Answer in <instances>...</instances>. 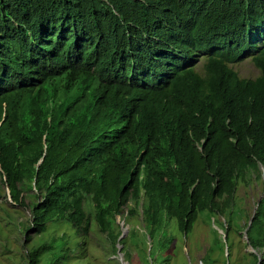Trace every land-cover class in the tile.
I'll list each match as a JSON object with an SVG mask.
<instances>
[{"label":"trees","instance_id":"16d2710c","mask_svg":"<svg viewBox=\"0 0 264 264\" xmlns=\"http://www.w3.org/2000/svg\"><path fill=\"white\" fill-rule=\"evenodd\" d=\"M107 1L0 0L3 70L30 82L1 81L7 90L0 92V182L11 205L30 211L26 223L13 224L23 232L25 264H63L94 230L112 255L122 247L125 261L136 252L140 264H178L174 245L189 239L200 216L226 234L213 229L224 264L232 255L228 232L242 220L245 245L255 250L245 263L258 264L261 254L264 264V194L249 214L238 193L264 184V45L251 57L259 74L242 77L230 65L238 53L207 51L234 6ZM42 13L82 30L88 19L109 18L93 25L89 60L66 59L68 49L58 48L61 57L40 74L34 66L48 56L26 48ZM120 44L135 60L131 77L112 55ZM148 49L161 57L148 62ZM154 77L163 82L150 90ZM118 216L137 223L122 238ZM53 226L72 234L52 236ZM218 260L211 247L202 264Z\"/></svg>","mask_w":264,"mask_h":264},{"label":"clouds","instance_id":"9594fccd","mask_svg":"<svg viewBox=\"0 0 264 264\" xmlns=\"http://www.w3.org/2000/svg\"><path fill=\"white\" fill-rule=\"evenodd\" d=\"M109 4L107 0H101ZM145 1V0H141ZM226 2V6H234L236 10L229 15L224 16L223 25L218 26L219 37L216 38L217 45L214 47H207L209 54H218L221 52H235L242 56V59L238 61L231 62L233 64L238 63L246 58L252 60V55L257 52V48L264 45V0H223ZM62 16V15H61ZM105 18H109L103 15V18L96 19V16L88 19L86 23L88 27H85L83 30L78 28L80 26L74 25L75 27L63 26L60 22H55L53 24L52 15L50 14H39V16L32 22L34 24V35L32 42L28 45V48L33 46L39 47L42 49V55L48 56L46 64L42 65L40 62L34 67L36 73L45 74L48 71L49 67L51 68V58L61 57V52L58 51V48L63 51L68 49L69 55L66 59H76L78 61H84V59L89 60L91 57L90 50L94 47V33L93 25L99 23ZM44 25L42 26V23ZM123 22V21H122ZM62 26V27H61ZM137 28V26L134 25ZM82 28V27H81ZM39 31H46V33H39ZM59 33V34H58ZM151 36V35H150ZM151 42V41H148ZM42 45V46H41ZM112 47V55L117 57V68L118 70L121 67L126 69L123 72L128 74V77H131L133 74V68L135 60L133 58L132 52L129 51V47L125 49H119L118 47ZM63 46V47H62ZM109 47V46H107ZM46 49V50H45ZM53 52H56L54 55H50ZM5 54V55H4ZM0 54V92L7 90L5 83L10 81V88H17L20 86H30L28 76L24 74H11L3 70L5 61L8 57L7 53ZM161 57L159 54H155L154 51L148 49V54L146 55V60ZM198 57L200 60L206 57V54H202V49L198 51ZM197 62V64L200 62ZM157 64L165 65V61H157ZM121 66V67H120ZM234 67V66H233ZM3 70V71H1ZM20 77V80L18 79ZM2 81V82H1ZM20 83H29L21 84ZM163 82V79H157L154 77V81L150 83L148 89L154 90L159 88L160 84Z\"/></svg>","mask_w":264,"mask_h":264},{"label":"rangeland","instance_id":"374dc122","mask_svg":"<svg viewBox=\"0 0 264 264\" xmlns=\"http://www.w3.org/2000/svg\"><path fill=\"white\" fill-rule=\"evenodd\" d=\"M233 66L242 77H254L260 72L250 58L235 63ZM0 193L4 196L0 200V203H4L2 206L6 207L12 216V218H10L0 206V264H25V254H23L24 248L22 244L23 232L21 229H15L13 224H17L18 222L26 223L30 216V211L28 209H23L21 206L11 205V198L8 196V190L1 185V182ZM238 193L245 196L243 206L246 207L249 214H252L256 209V201L264 194V184H255L254 187L247 190V194H245V189L241 187ZM5 194H7V198H5ZM117 219L122 230H125L126 227L128 229L132 224L137 225L136 222H131L126 225L125 221L121 220V216H118ZM203 219H205V217L200 216L189 239L184 240L183 238H179L178 243H175L173 251L175 252V260L178 264H202V257L205 255L207 249L211 247L213 249V256L217 259L219 258L216 264H224L222 251L217 244V233L213 229L215 228L218 230L223 236H226V234L221 230V225L219 223H214L213 221L209 223ZM220 219H222V217ZM240 222V224H242L244 220ZM240 224H233V229L228 232V243L225 252L226 255H228V246H230L232 252L231 257L227 259L228 264H246L245 254L248 251H252L251 246L245 245V230H239ZM68 228L69 227L63 226L54 228L53 226L50 228L49 234L52 236H60L64 232L72 234L71 229ZM104 238V235L97 233L95 230L92 231L86 245L81 244L79 246L76 257L69 258V260L63 264H140L136 252L134 253L132 261H125L122 247H120L121 249L119 250L121 255H112L109 251L102 248L105 243Z\"/></svg>","mask_w":264,"mask_h":264},{"label":"water","instance_id":"95a60500","mask_svg":"<svg viewBox=\"0 0 264 264\" xmlns=\"http://www.w3.org/2000/svg\"><path fill=\"white\" fill-rule=\"evenodd\" d=\"M250 224H251V220H250V223H249L248 226H250ZM122 225H123V224H122ZM127 233H128V229H127V227H126L125 230H123V233H122V235H121L120 238L124 237ZM244 237H245V239L248 241V235H247L246 230L244 231ZM251 249H252V251H255L254 248H253L252 246H251ZM119 254L121 255V253H119ZM262 260H263V258H262L261 256H259V262H258V264H261Z\"/></svg>","mask_w":264,"mask_h":264}]
</instances>
